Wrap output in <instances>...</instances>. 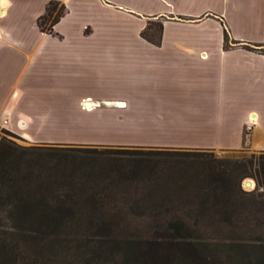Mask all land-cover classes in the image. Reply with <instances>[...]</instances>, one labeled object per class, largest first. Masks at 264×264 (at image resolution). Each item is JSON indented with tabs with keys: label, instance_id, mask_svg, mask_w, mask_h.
Instances as JSON below:
<instances>
[{
	"label": "crops",
	"instance_id": "1",
	"mask_svg": "<svg viewBox=\"0 0 264 264\" xmlns=\"http://www.w3.org/2000/svg\"><path fill=\"white\" fill-rule=\"evenodd\" d=\"M51 1L66 12L48 34L38 19ZM0 13V131L32 144L264 150V0H0ZM150 21L163 24L160 46L140 36Z\"/></svg>",
	"mask_w": 264,
	"mask_h": 264
},
{
	"label": "trees",
	"instance_id": "2",
	"mask_svg": "<svg viewBox=\"0 0 264 264\" xmlns=\"http://www.w3.org/2000/svg\"><path fill=\"white\" fill-rule=\"evenodd\" d=\"M65 11L64 4L51 1L38 19L39 29L53 34ZM151 25L141 32V37L159 46L163 25H158L155 38L148 35ZM246 178L255 180L254 191L243 190L242 181ZM129 193L146 194L155 208L152 218L158 222L168 213L166 209L176 207L177 211L171 216L169 227L156 228L164 250L160 254L153 249L139 255L141 251L135 252V261L141 257L147 264H167L172 260L183 264H264L263 253L249 255L244 246L232 250L234 255H205L202 260L181 248L170 251L167 239H163L179 243L180 238L190 237L192 234H186L189 219L196 225L209 222L220 226L240 240L254 233L264 235V154L222 160L200 150L71 144L22 146L2 136L0 264L43 263L58 235L56 231L80 225V220L106 228L117 225L121 216H117V211L110 213L121 203L120 195ZM137 214L145 212L133 213ZM122 220L123 223L125 219Z\"/></svg>",
	"mask_w": 264,
	"mask_h": 264
},
{
	"label": "rangeland",
	"instance_id": "3",
	"mask_svg": "<svg viewBox=\"0 0 264 264\" xmlns=\"http://www.w3.org/2000/svg\"><path fill=\"white\" fill-rule=\"evenodd\" d=\"M149 23H152V25L151 30L148 31V35L155 38L157 35L156 33H158V25L161 21H150L148 24ZM225 42L224 36L223 47L226 49L233 47L232 44H236L235 42H231L228 33L226 44ZM241 47L254 49L257 48L258 45L249 44ZM5 132L7 134H5ZM0 135L22 146L42 144H32L19 135L7 130H1ZM42 139L46 138L43 137ZM200 151L211 153L222 160H233L241 157H250L251 155L259 156L264 154V150L248 149L236 151ZM247 181L252 182L251 187L245 186ZM242 188L246 192L254 191L256 189L255 180L252 178L244 179L242 181ZM119 198L122 200L121 203L118 204V210L116 209L110 213V215H113L117 211V216H121L117 225L106 228L98 226V224H94V222L91 221L80 220V225H74L73 227L71 225L65 226L56 231L58 235L54 237V243L50 245V250L46 254L47 258H45L41 264H147L148 262L143 263L141 257L137 260L138 262L135 261V252L141 251L138 253L139 255L147 250L153 249L155 253L160 254L164 249L160 247L162 236L156 237V233L158 232L156 228L166 229V227H169L171 216L177 214L175 210L176 207H174V210H170V208L166 209L168 213L160 218L158 222L157 218H152L155 208L150 203L146 194L129 193L120 195ZM171 198L176 200V197ZM171 206L172 205H170V207ZM239 207H241V205ZM139 210L144 211L145 214H137L134 216L133 213L139 212ZM122 218L125 219L123 223ZM155 221L160 224L161 227ZM186 224L188 225L186 234H192L190 237L180 238L181 240L179 243L171 238H163L167 239L168 243L166 245L170 251L173 252L181 248L185 250L186 253L197 254L202 260L205 259V255H216L221 257H225L230 253L234 255L231 251L243 246L244 248L246 247L245 251H247L249 255L264 254V235L254 233L250 234L245 240H240L233 235H229L227 229L220 226L216 227L209 222L196 225L192 219H189ZM166 245H163V247H166ZM177 255L180 256L181 254L178 252ZM167 264H183V262L172 260Z\"/></svg>",
	"mask_w": 264,
	"mask_h": 264
},
{
	"label": "built area",
	"instance_id": "4",
	"mask_svg": "<svg viewBox=\"0 0 264 264\" xmlns=\"http://www.w3.org/2000/svg\"><path fill=\"white\" fill-rule=\"evenodd\" d=\"M253 123H254V121L250 120V125H253ZM3 124H4V126H7L8 125V120L4 119ZM248 130H250V126L248 127Z\"/></svg>",
	"mask_w": 264,
	"mask_h": 264
},
{
	"label": "bare ground",
	"instance_id": "5",
	"mask_svg": "<svg viewBox=\"0 0 264 264\" xmlns=\"http://www.w3.org/2000/svg\"><path fill=\"white\" fill-rule=\"evenodd\" d=\"M2 15H3V13H0V16H2ZM85 109H91V106L90 105H87V106L85 105ZM252 121H255V120H252ZM250 183H251V186H252V182H250Z\"/></svg>",
	"mask_w": 264,
	"mask_h": 264
},
{
	"label": "water",
	"instance_id": "6",
	"mask_svg": "<svg viewBox=\"0 0 264 264\" xmlns=\"http://www.w3.org/2000/svg\"><path fill=\"white\" fill-rule=\"evenodd\" d=\"M245 186H246V187H250V186H251L250 181H247V182L245 183Z\"/></svg>",
	"mask_w": 264,
	"mask_h": 264
}]
</instances>
